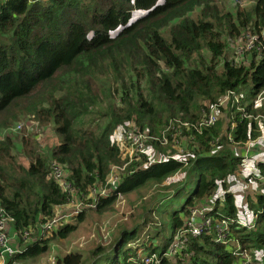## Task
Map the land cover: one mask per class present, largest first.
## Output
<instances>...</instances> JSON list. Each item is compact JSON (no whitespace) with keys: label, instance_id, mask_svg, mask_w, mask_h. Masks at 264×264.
I'll list each match as a JSON object with an SVG mask.
<instances>
[{"label":"trees","instance_id":"obj_1","mask_svg":"<svg viewBox=\"0 0 264 264\" xmlns=\"http://www.w3.org/2000/svg\"><path fill=\"white\" fill-rule=\"evenodd\" d=\"M216 1L0 0V133L27 118L38 126L52 125L58 137L44 151L41 137L25 136L23 128L18 154L10 137L0 139V206L11 217L8 236L20 246L5 254L2 264L46 253L51 238L71 233L70 223L84 211H101L114 205L118 193L167 182L181 170V178L165 186L173 189L169 202L189 177L194 185L178 208H159L161 227L170 224L160 246L154 244L160 224L149 220L155 196L136 206L132 226L117 229L108 246L89 252L91 261L71 251L56 256L55 263L145 264L143 257L155 254L158 263L152 264H241L240 253L247 251L251 264H264V194H257L255 202L246 195L254 214L244 221L231 190L242 168L236 146L264 136V98L255 102L261 92L264 97V52L235 50L242 36L264 30V0L246 6L237 0L240 5L229 8ZM260 41L264 46V38ZM217 110L226 117L202 124ZM173 120L184 135L195 137L186 144L188 149L197 144L186 159L167 158L172 139L166 131L167 144L151 143L154 153L166 159L132 161L107 186V196L88 197L106 182L111 166L124 161L115 130L134 124L160 136ZM179 121L188 122L190 131ZM53 163L68 170L66 180L75 194L61 189ZM254 169L264 182V157ZM70 197L83 201L81 211L43 238L42 224ZM194 207L204 208L212 221L197 236L183 233ZM219 220L227 224L224 240L216 237ZM147 225H155L153 231ZM23 231L27 238L31 231L40 234L23 243Z\"/></svg>","mask_w":264,"mask_h":264},{"label":"rangeland","instance_id":"obj_2","mask_svg":"<svg viewBox=\"0 0 264 264\" xmlns=\"http://www.w3.org/2000/svg\"><path fill=\"white\" fill-rule=\"evenodd\" d=\"M240 1L243 2V6H246L253 0ZM216 2L221 8H223L224 6L228 8L233 7L235 4L240 5V2H238L237 0H217ZM213 114L215 115L216 121L220 118L226 117L225 111L221 110H217ZM18 124H20L22 128H15ZM133 126L135 125H127L125 130L122 127H119L117 130H115V133L113 134L114 142H119L126 134H129V132L131 133V131L134 130ZM17 127L20 126L18 125ZM23 128H25L26 133L23 132L25 136L28 135L27 133L34 132L37 133L39 137H41L40 140H42V143H40V148L44 151H46L47 147L53 145L54 142L58 139L52 125L45 124L43 126H38L34 121L28 120L27 118H22L18 121V123L9 126L5 130H3L2 133H0V139L2 138L3 140L5 137H10L13 140V143L16 144V147H14L12 151L15 154H18L19 152V135L22 133L21 130ZM224 131L226 133L227 129ZM194 139L195 137H193L192 139L182 137L180 139L183 144L182 151L180 148H178L179 152L176 151V149L173 147L174 143L172 142L171 149L167 148L166 153H168L170 156L173 155L172 157L176 159H186L187 155L190 154V152L194 148V145L197 146V144H194L188 149V147L186 148V144L189 146L191 141H194ZM257 141L258 143L256 144L262 147H259L258 151H255V153L251 154L250 157L248 156L249 158H246V165L245 167L240 168L237 171L235 182H233L234 184L231 188L235 196V205L238 216L244 221L253 220L254 214V209L248 207L246 195H251L250 198H252V202H255V196L257 194H264V182L261 181L262 179H259L258 172L256 169H254V167L257 166V160L264 156V136L258 137ZM250 145H247L248 147L236 146L235 151L237 153H240V155L245 156L249 154V152L251 151L250 149H252V145ZM251 173H253L254 177L250 176L248 177V180H246L245 177L249 176ZM183 174L184 170H181L180 173L176 174V176L174 175L173 177H171V179L167 182L141 186L135 190H132L128 194L117 196L114 205L105 207L101 211H84V215L80 219L76 218L70 223L74 226V229L71 233H69L64 238H51L49 242V248L46 253L36 258L16 261L14 264H56V256H61L71 251H80L84 259H88L87 262H89L91 261V259L88 257L89 252H91V250H93L97 245H101L103 247L108 246L112 240V234L117 229H120L122 226H132V218L135 217V215L137 216L136 206L140 203L143 204L144 201H149L152 197L155 196H158V201L155 203L156 206L151 213V217L149 218V220H151L150 222L153 221L156 222V224H160V226L157 225V227H160L158 229L160 233L158 234V237L154 239V244L160 246L164 237L169 236L170 234V224H168V221H165L167 222V224L165 223V227H161V224H163L164 221L163 215H161L160 213V209L162 210L165 208H178L180 204L184 202L185 198L190 192V189L194 185L193 177H189L188 183L186 182L185 187L173 197V201L169 202V198L167 197L172 196L173 189H169V187L165 186H167L171 180L180 179ZM220 193L221 192H219V194ZM150 226L147 225L146 229L149 231H153L155 225ZM53 229L56 230L57 227L55 226ZM147 230L144 229V231L142 232V235L145 236V238H147ZM39 234V232L31 231V235L28 238H23L21 236L23 239V243L34 240L33 238H36ZM50 236H52V232H49V230L44 231L42 235L43 238H48ZM17 241L18 240H16L15 237H10V243L15 252L20 249ZM176 242L177 237L174 238V243ZM131 244H134V242H131ZM157 250L159 251L160 248H157ZM170 259L171 262L176 261L174 257H171Z\"/></svg>","mask_w":264,"mask_h":264},{"label":"built area","instance_id":"obj_3","mask_svg":"<svg viewBox=\"0 0 264 264\" xmlns=\"http://www.w3.org/2000/svg\"><path fill=\"white\" fill-rule=\"evenodd\" d=\"M264 38V30L261 32L260 35L257 34H246L242 36V43L241 45L235 48L236 53H245L249 52L253 49L262 53L264 52V46L262 45L260 39ZM261 92L257 99L255 100L256 103L261 101L264 97L262 96ZM227 98V97H226ZM225 98V99H226ZM236 99V97H235ZM215 122V115L210 113V115L203 121L202 124L204 125H211ZM179 124L184 126L186 131H190V126L188 122H181ZM20 127H17V126ZM15 128H22L20 124H18ZM133 131L129 134H126L119 142L115 141L118 147L119 152L121 153L124 161L120 164H114L110 168L109 176L104 184H98L88 194L89 196H107L109 194L110 188L108 185L115 183L118 178L119 174L124 172L128 165L132 161H142L143 158H146L145 163L151 162H158L161 160L166 159L163 155H158L154 153L152 142H159L163 145L167 144L169 139L167 137L166 131L169 132L171 135V139L173 147L178 151V148H183L182 141L180 140L182 137L192 139L194 135L192 133H187L186 135L183 134L182 129L178 128V121H170V125L166 127V129L161 133L160 136L149 135L145 131H141L135 126H133ZM198 129V128H195ZM179 152V151H178ZM173 155H169L167 158L172 157ZM249 154L243 156L241 167H245L246 165V158ZM68 174V170L64 168L62 165L53 163L52 164V175L57 180L59 186L63 191L66 193L73 195L75 194V189L70 182L66 180V175ZM262 176H259V179H262ZM122 194L118 193L117 196H121ZM83 201L75 202L72 197H70V201L66 204L59 206L55 210V214L51 220L47 221L46 223L42 224V229L44 231H48L55 226L63 225L64 223L68 222L72 215L78 214L82 207ZM91 206H95V202L91 204ZM11 220V217L5 212V210L0 206V264L3 263L5 254L11 255L15 252L12 248L10 243V237L7 234L8 228V221ZM211 218L205 214V209L201 207H194L190 210V215L188 219H186L185 224L183 225V233H189L192 236H197L201 234L207 227L211 225ZM226 230L227 224L225 220H219L215 224V233L218 239L224 240L226 239ZM23 238H27L28 232L23 231L22 233ZM178 241V238H177ZM180 241V240H179ZM239 248V247H238ZM242 262L241 264H251L249 260V254L247 251H242L241 253ZM168 255H172V250L168 252ZM142 261L145 264H152L158 263L157 256L155 254H148L143 257Z\"/></svg>","mask_w":264,"mask_h":264},{"label":"crops","instance_id":"obj_4","mask_svg":"<svg viewBox=\"0 0 264 264\" xmlns=\"http://www.w3.org/2000/svg\"><path fill=\"white\" fill-rule=\"evenodd\" d=\"M263 137V136H262ZM258 138L257 139H255L254 141H252V142H250V143H248V144H246V147H248L247 145H250L251 146V148L252 149H250L251 151L249 152V157L251 156V154H254L255 153V151H258L259 150V147H262V146H259V145H257L256 143H258ZM245 147V148H246ZM248 157V158H249ZM264 157V156H263ZM249 165V164H248ZM254 167V166H253ZM252 175H253V173H251ZM251 174L248 176V177H250L251 176ZM253 177H254V175H253ZM246 179V178H245Z\"/></svg>","mask_w":264,"mask_h":264}]
</instances>
